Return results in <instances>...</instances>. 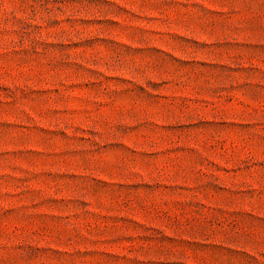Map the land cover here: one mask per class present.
Returning a JSON list of instances; mask_svg holds the SVG:
<instances>
[{"label":"rangeland","instance_id":"374dc122","mask_svg":"<svg viewBox=\"0 0 264 264\" xmlns=\"http://www.w3.org/2000/svg\"><path fill=\"white\" fill-rule=\"evenodd\" d=\"M0 264H264V0H0Z\"/></svg>","mask_w":264,"mask_h":264}]
</instances>
